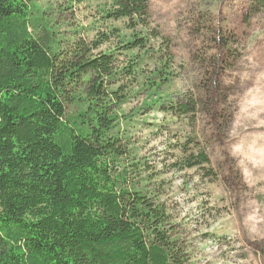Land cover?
<instances>
[{
    "label": "trees",
    "instance_id": "1",
    "mask_svg": "<svg viewBox=\"0 0 264 264\" xmlns=\"http://www.w3.org/2000/svg\"><path fill=\"white\" fill-rule=\"evenodd\" d=\"M151 1L101 0L99 21L62 33L43 0H0V264L189 263L167 176L219 180L209 144L232 118L237 58L220 26L192 87L172 94L175 46ZM152 112L163 122L137 121ZM135 124L179 138L160 169L140 158Z\"/></svg>",
    "mask_w": 264,
    "mask_h": 264
},
{
    "label": "rangeland",
    "instance_id": "2",
    "mask_svg": "<svg viewBox=\"0 0 264 264\" xmlns=\"http://www.w3.org/2000/svg\"><path fill=\"white\" fill-rule=\"evenodd\" d=\"M100 1L88 0L74 11L66 9L69 0H43L42 6L54 8L50 15L63 19L60 27L65 33L99 21ZM256 2L259 0L151 1L155 26L175 46L177 74L172 94L192 87L199 69L196 60L214 54L215 34L225 32L220 26L227 31L223 43L230 41L237 58L227 82L232 91L226 110L232 118L225 119L226 132L218 136L220 143L209 144L219 180L211 182L195 172L167 176L168 180L174 178L168 197L179 216L175 220L177 237L185 245L188 264H264V11L252 8ZM141 103L142 96L126 109ZM145 119L160 124L164 115L152 112L137 117V121ZM172 121L169 117L166 123ZM141 125L130 129L133 144L141 145L140 158L160 169L167 157L160 153L176 145L179 138L153 134ZM172 129L173 134L179 130Z\"/></svg>",
    "mask_w": 264,
    "mask_h": 264
}]
</instances>
